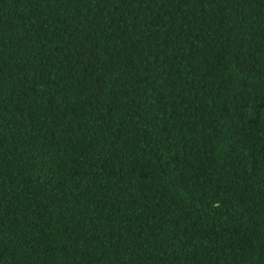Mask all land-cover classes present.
<instances>
[{
    "label": "trees",
    "instance_id": "16d2710c",
    "mask_svg": "<svg viewBox=\"0 0 264 264\" xmlns=\"http://www.w3.org/2000/svg\"><path fill=\"white\" fill-rule=\"evenodd\" d=\"M0 264H264V0H0Z\"/></svg>",
    "mask_w": 264,
    "mask_h": 264
}]
</instances>
